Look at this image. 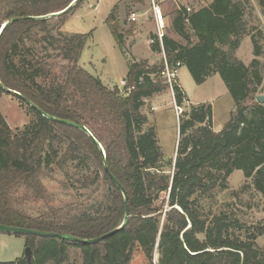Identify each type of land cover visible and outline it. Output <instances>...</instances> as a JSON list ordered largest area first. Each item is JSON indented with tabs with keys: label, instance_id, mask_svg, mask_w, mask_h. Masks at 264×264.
I'll use <instances>...</instances> for the list:
<instances>
[{
	"label": "trees",
	"instance_id": "obj_1",
	"mask_svg": "<svg viewBox=\"0 0 264 264\" xmlns=\"http://www.w3.org/2000/svg\"><path fill=\"white\" fill-rule=\"evenodd\" d=\"M81 1L0 0V97L12 90L31 102V120L23 129H11L0 111V224L85 240L106 235L126 216L125 198L112 175L129 197L131 218L125 229L97 245L25 236L33 252L31 264H65L71 249L80 251L82 264H131L136 251L153 264L156 248L158 264H264V250L257 244L264 226L247 227L226 210L214 212L218 194L228 190L235 171L246 179L236 196L254 191L264 197V104L257 102L264 92L261 47L252 36L255 59L250 65L232 61L225 50L237 48L239 42L232 38L245 33L242 4L212 0L194 12L180 7L173 15V33L185 43L166 36L168 62L187 67L197 85L219 75L235 111L216 133L212 105H189L175 83V105L183 109L188 103L189 109L179 115L175 165L170 162L174 169L168 174L156 128L148 126L142 113L146 100L168 87L155 78L164 63L150 66L133 58L124 94L109 89L80 66L89 35L62 32ZM260 6L264 8V0ZM118 10L117 5L106 23L125 52ZM57 60L66 63L59 73L54 72ZM252 97L256 101L249 105ZM57 173L65 179V189L78 197V205L53 206L54 195L43 178ZM104 183L107 189L100 198ZM87 192L92 195L81 203ZM165 193L168 210L163 217L157 203ZM0 264L28 262L23 256Z\"/></svg>",
	"mask_w": 264,
	"mask_h": 264
},
{
	"label": "rangeland",
	"instance_id": "obj_2",
	"mask_svg": "<svg viewBox=\"0 0 264 264\" xmlns=\"http://www.w3.org/2000/svg\"><path fill=\"white\" fill-rule=\"evenodd\" d=\"M82 0L79 8L74 11L62 27V32L66 35H89V39L81 54L80 66L89 73L99 77L103 84L109 89L118 88L121 90V82L128 74L129 61L135 58L138 61L146 60L150 66H161L164 62V55L161 52H154L149 46V39L153 32V22L149 21V0ZM240 2L244 10L243 30L238 38H232V42H239L237 48L232 46L225 47V50L231 55L234 62H243L250 65L254 57V48L252 36H255L261 47V56L258 60L261 63L264 74V8L260 6V0H234ZM212 0H173L164 5V12L167 17L169 28L167 36L176 38L180 43L185 42L179 39L172 30L171 22L174 13L180 8H189L191 12L209 6ZM119 6L117 13L118 23L122 31L126 34V51L117 45L111 31L106 23L115 6ZM139 12L145 17L138 25H130L128 18L131 13ZM129 33V35H128ZM40 50V47H38ZM139 59H138V58ZM60 61V60H59ZM58 60L54 64V72L59 73L60 67L66 63ZM179 81L175 83L181 85L184 89L189 105L211 104L213 107V128L216 133L224 130L229 123L232 112L235 111L234 101L229 94L227 87L219 75L210 77L204 84L197 85L189 69L182 67L179 70ZM163 86H168L161 94L155 95L146 100L142 113L148 118V126H154L157 131L158 141L166 160L165 170L173 173L177 144L179 140V114L183 110H188V103L183 109L179 110L175 105L174 95L171 87L165 83L163 72L159 77H155ZM128 85V84H127ZM262 90V89H260ZM123 91V90H122ZM124 94V92H122ZM264 96V92L257 96ZM256 96V97H257ZM256 97H252L248 104L255 103ZM0 111L6 119L11 129H23L31 120L27 112V104L20 100L16 95L3 93L0 97ZM87 129V128H86ZM88 130V129H87ZM89 131V130H88ZM92 136L89 131L87 133ZM101 146V145H100ZM103 151H102V149ZM99 147L103 154V146ZM174 165L170 168V162ZM171 173V174H172ZM65 179L60 173L53 177L43 178V184L46 190L54 195L53 206L68 209L70 205H78L79 200L72 191L67 190ZM246 179L242 171H235L228 179V190L219 193L214 207V212L219 213L222 210L236 216L241 223L249 226H264V197L254 191L247 194H240L241 188ZM105 183L100 188V198H103L106 192ZM94 191V190H92ZM91 191V192H92ZM87 192L81 197V203L92 195ZM99 195H94L95 198ZM169 193L161 196L157 206L168 210ZM77 199V200H76ZM80 199V198H79ZM91 204V200L89 201ZM86 201V204L89 203ZM74 205V206H75ZM258 246L264 250V235L257 240ZM26 242L24 237H17L7 234H0V262H13L24 256ZM160 255L156 248L154 252L153 264H158ZM65 264H82V255L79 250H70V259ZM132 264H149L144 255L136 251Z\"/></svg>",
	"mask_w": 264,
	"mask_h": 264
},
{
	"label": "built area",
	"instance_id": "obj_3",
	"mask_svg": "<svg viewBox=\"0 0 264 264\" xmlns=\"http://www.w3.org/2000/svg\"><path fill=\"white\" fill-rule=\"evenodd\" d=\"M171 1L173 0H149V12L146 15L149 14V21L151 20L154 25L153 32L151 33L149 39V46L152 50L154 48H157L161 50V53H163V74L165 83L169 85L173 91V85L174 82H176V80L178 79L179 70L180 68H182V64L180 62L176 63L175 65L170 64L165 54L164 39L167 36L169 24L167 22V17L164 12V5L170 3ZM187 11L191 12V9L187 8ZM144 17L145 16L143 14H140L139 12H133L130 14L128 22L130 25H138V23L142 21ZM121 87V91H124L125 87H127V82L125 80L121 82ZM178 109L181 110L180 108Z\"/></svg>",
	"mask_w": 264,
	"mask_h": 264
},
{
	"label": "water",
	"instance_id": "obj_4",
	"mask_svg": "<svg viewBox=\"0 0 264 264\" xmlns=\"http://www.w3.org/2000/svg\"><path fill=\"white\" fill-rule=\"evenodd\" d=\"M65 12L66 11L60 12V13L54 14L53 16H59ZM6 92L9 94L16 95L24 103H26L27 105H31V102L28 99H26L25 97H23L20 93H18L16 91H12V90H6ZM257 102L260 104H264V96H261V95L258 96ZM82 130L86 133H89V131L85 127H83ZM93 140L96 142V140L94 138H93ZM98 146L101 147L100 144H98ZM101 149H102V147H101ZM102 151H103V149H102ZM106 172L109 173L107 168H106ZM110 177L115 182V184L118 186V188L121 190V192L125 198L126 216H125L123 224L119 228L109 232L108 234L103 235L101 237L94 238V239L85 240V239L74 237V236L68 235V234L40 232V231H36V230L20 228V227H11V226L1 225V224H0V234H7V235H12V236H23V237H25V236H36L39 238L60 239V240H65L67 242L77 243V244H81V245H97V244L105 241L107 238H109V237L113 236L114 234L118 233L119 231L125 229V227L127 226L128 222L131 218L130 210H129V197L127 195L126 190L112 175H110ZM32 256H33L32 249L30 247H26L25 252H24V257L27 259L28 264H31Z\"/></svg>",
	"mask_w": 264,
	"mask_h": 264
},
{
	"label": "crops",
	"instance_id": "obj_5",
	"mask_svg": "<svg viewBox=\"0 0 264 264\" xmlns=\"http://www.w3.org/2000/svg\"><path fill=\"white\" fill-rule=\"evenodd\" d=\"M138 58V57H137ZM139 59V58H138ZM178 81H179V76H178ZM179 83H180V81H179ZM146 260V259H145ZM132 262H133V260H132ZM132 262H131V264H132Z\"/></svg>",
	"mask_w": 264,
	"mask_h": 264
}]
</instances>
